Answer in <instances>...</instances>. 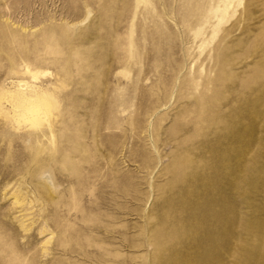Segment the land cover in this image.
<instances>
[{
  "label": "rangeland",
  "instance_id": "obj_1",
  "mask_svg": "<svg viewBox=\"0 0 264 264\" xmlns=\"http://www.w3.org/2000/svg\"><path fill=\"white\" fill-rule=\"evenodd\" d=\"M22 80L52 134L0 114V264H264V0H0Z\"/></svg>",
  "mask_w": 264,
  "mask_h": 264
},
{
  "label": "bare ground",
  "instance_id": "obj_2",
  "mask_svg": "<svg viewBox=\"0 0 264 264\" xmlns=\"http://www.w3.org/2000/svg\"><path fill=\"white\" fill-rule=\"evenodd\" d=\"M42 74L44 75L45 73L36 71V69L34 70L29 66H25L22 73L23 76L29 77L33 82L38 80ZM13 89L12 91H6L2 98H0V114L6 115V118L14 127L20 128L26 125L30 128H40L43 125H47L52 134V105L44 91L25 80L14 83ZM1 100H5L6 104L10 106L13 115L9 116L8 113L4 112ZM45 232L46 228L42 230V234Z\"/></svg>",
  "mask_w": 264,
  "mask_h": 264
}]
</instances>
